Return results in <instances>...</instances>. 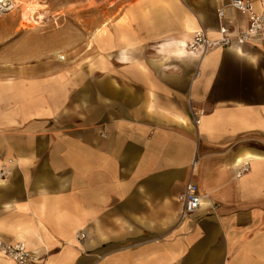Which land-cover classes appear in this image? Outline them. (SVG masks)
Wrapping results in <instances>:
<instances>
[{
  "label": "crops",
  "instance_id": "1",
  "mask_svg": "<svg viewBox=\"0 0 264 264\" xmlns=\"http://www.w3.org/2000/svg\"><path fill=\"white\" fill-rule=\"evenodd\" d=\"M228 1L125 0L64 59L0 50V242L29 264H264V38L184 47L245 27Z\"/></svg>",
  "mask_w": 264,
  "mask_h": 264
},
{
  "label": "rangeland",
  "instance_id": "2",
  "mask_svg": "<svg viewBox=\"0 0 264 264\" xmlns=\"http://www.w3.org/2000/svg\"><path fill=\"white\" fill-rule=\"evenodd\" d=\"M123 1L31 0L34 8L29 11L30 16H26L28 9L17 5L0 15V50L8 45L12 54L27 53L33 45L38 46L42 54L54 52L56 56H65L66 50L78 45L84 35L93 33L90 29L79 30L80 27L93 29L109 18L108 11L112 7ZM33 16L37 23L32 21Z\"/></svg>",
  "mask_w": 264,
  "mask_h": 264
},
{
  "label": "built area",
  "instance_id": "3",
  "mask_svg": "<svg viewBox=\"0 0 264 264\" xmlns=\"http://www.w3.org/2000/svg\"><path fill=\"white\" fill-rule=\"evenodd\" d=\"M10 1V0H9ZM9 1L0 0V15L9 10ZM261 8L256 10L251 0H229L225 6L218 8L217 17L221 21L225 16V8L230 7L243 14L246 18L245 27L234 30L227 24L220 23L217 35L212 37L204 29H198L193 33L192 38L184 44L186 52L189 54L205 55L216 48H227L233 42L252 43L256 39L264 38V0H258ZM64 59V55L58 56ZM198 118H194V123L198 124ZM249 169V162L243 161L238 165L236 176L240 177ZM178 201L182 208L180 212L181 219L196 212L202 205V196L198 192L195 183L188 182L184 191L179 195ZM79 238L84 237L80 233ZM0 252L6 254L17 264H29L36 259L25 242L4 243L0 242Z\"/></svg>",
  "mask_w": 264,
  "mask_h": 264
},
{
  "label": "bare ground",
  "instance_id": "4",
  "mask_svg": "<svg viewBox=\"0 0 264 264\" xmlns=\"http://www.w3.org/2000/svg\"><path fill=\"white\" fill-rule=\"evenodd\" d=\"M6 1H9V0H6ZM30 1L31 0H10L6 4H9V10L12 9V8H14L17 5L21 6V8H23L24 10H27L28 9L27 10L28 11V15H26V16H30L29 11H31L32 8H34L33 7V3H31ZM26 18H28V17H26ZM30 18H32V17H30ZM33 18H34V16H33ZM39 18H41V15H39ZM32 21H34L35 23H37V21L35 20V18Z\"/></svg>",
  "mask_w": 264,
  "mask_h": 264
}]
</instances>
